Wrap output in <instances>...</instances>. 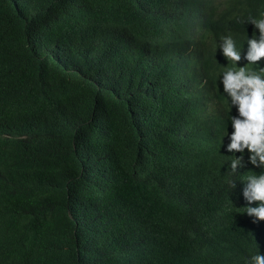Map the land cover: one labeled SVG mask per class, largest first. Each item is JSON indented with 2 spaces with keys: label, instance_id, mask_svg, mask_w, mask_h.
I'll list each match as a JSON object with an SVG mask.
<instances>
[{
  "label": "trees",
  "instance_id": "obj_1",
  "mask_svg": "<svg viewBox=\"0 0 264 264\" xmlns=\"http://www.w3.org/2000/svg\"><path fill=\"white\" fill-rule=\"evenodd\" d=\"M262 14L264 0H0V264L264 254L243 197L261 169L232 173L238 112L200 84L224 68L214 33L236 26L246 52Z\"/></svg>",
  "mask_w": 264,
  "mask_h": 264
},
{
  "label": "clouds",
  "instance_id": "obj_2",
  "mask_svg": "<svg viewBox=\"0 0 264 264\" xmlns=\"http://www.w3.org/2000/svg\"><path fill=\"white\" fill-rule=\"evenodd\" d=\"M247 23L254 26L252 36L246 41V52L237 48L235 40L230 36L232 31L237 30L236 26H227L217 33L212 31L219 38L222 37L220 43L213 39L212 48L214 56L222 58L224 68L220 71L211 65L209 73L200 79V84L213 87V84L221 83L231 108L235 107L238 112V115H231L233 131L227 133L230 142L226 145V150L240 153L229 163L232 173L245 167L246 163L261 169L260 175H250L243 181L246 213L254 217L255 223L264 221V68L249 70L243 62L258 65L264 59V14L259 19L249 17L245 24ZM255 29H258L259 35ZM194 30H199V23L194 26ZM198 36L199 33L196 34ZM245 150L249 153L247 161L244 160ZM231 186L234 189L236 181L233 180ZM253 203H256L255 207L251 206ZM246 264H264V254L259 252L251 256Z\"/></svg>",
  "mask_w": 264,
  "mask_h": 264
}]
</instances>
